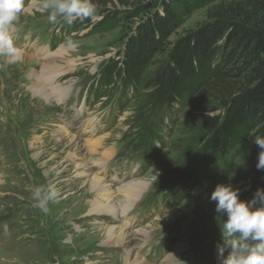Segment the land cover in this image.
Segmentation results:
<instances>
[{"label": "rangeland", "instance_id": "rangeland-1", "mask_svg": "<svg viewBox=\"0 0 264 264\" xmlns=\"http://www.w3.org/2000/svg\"><path fill=\"white\" fill-rule=\"evenodd\" d=\"M160 1L133 0L126 6L119 0H92L98 13L90 23L78 19L76 27L67 29L62 18L56 24L48 22V13L41 11L44 0H24L13 33L25 53L23 60L7 64L0 58V264H126L139 255L161 264L164 257L177 253L173 258L177 264H219L217 246L223 244L220 225L226 214L216 213L215 202L209 199L212 191L198 185L185 170V161H180L186 114L192 108L145 107L144 97H135L133 88H125L120 79L113 87H103L100 81L102 67L121 57L151 9L137 16L133 12ZM242 1L219 0L194 11L170 37L167 48L197 31L215 8ZM253 7L254 14L264 18V0H255ZM104 15L122 19L120 25L101 31ZM38 49L59 52L58 72L81 63L60 78L68 91L62 102L39 93L35 77H44V70L38 60L26 56ZM142 111H149L159 136L151 150L139 145L137 117ZM62 126L70 136L63 134ZM108 132L96 154L87 155L83 146L87 137L94 140ZM74 136H79L78 144L72 142ZM71 153L75 160L69 158ZM251 153L247 150L231 161L234 178L253 171ZM88 157L106 159L103 173L116 184L134 179L147 184L130 211L128 228L133 232L142 227L144 233L109 241L107 226L122 219L89 213L86 204L93 200L92 190L76 171V163ZM250 173L254 179L264 178V171ZM174 174L180 175L177 183L171 181ZM244 183L233 187L240 190ZM49 184L59 195L42 211L34 206L32 193Z\"/></svg>", "mask_w": 264, "mask_h": 264}, {"label": "trees", "instance_id": "trees-1", "mask_svg": "<svg viewBox=\"0 0 264 264\" xmlns=\"http://www.w3.org/2000/svg\"><path fill=\"white\" fill-rule=\"evenodd\" d=\"M217 1L161 0L137 8L133 12L136 16L148 13L149 8L151 11L130 37L121 57L102 67L100 81L103 87H113L120 79L125 88H133L135 97H144L145 107H177L182 111L191 107L180 143V161H185L188 175L210 191L218 183L237 185L244 181L239 198L249 200L257 188L264 189V178L250 176L257 171L259 152L253 137L264 136V18L254 14L255 0L215 8L197 31L167 48L186 18ZM119 2L133 4V0ZM104 16L99 22L101 31L115 29L122 20ZM90 18L81 24H89ZM72 27L76 22L66 28ZM164 53L166 58L159 60ZM148 112L138 115L137 132L139 145L151 150L159 136ZM247 150L252 151L253 171H239L240 178L236 179L231 161ZM179 179L180 175L171 176L173 183Z\"/></svg>", "mask_w": 264, "mask_h": 264}, {"label": "clouds", "instance_id": "clouds-1", "mask_svg": "<svg viewBox=\"0 0 264 264\" xmlns=\"http://www.w3.org/2000/svg\"><path fill=\"white\" fill-rule=\"evenodd\" d=\"M23 8L24 0H0V58L7 64L19 63L24 57L13 38ZM41 11L48 13L49 23L56 24L59 17L70 26L78 19L92 17L96 9L92 0H44ZM67 42L74 46L71 40ZM252 142L259 149L256 168L264 171V136H255ZM58 195L54 185L36 187L32 193L34 206L47 211L49 202ZM209 199L215 202L216 213L227 217L220 225L223 244L217 246L221 264H264V189L257 188L251 199L241 200L238 188L218 183Z\"/></svg>", "mask_w": 264, "mask_h": 264}, {"label": "bare ground", "instance_id": "bare-ground-1", "mask_svg": "<svg viewBox=\"0 0 264 264\" xmlns=\"http://www.w3.org/2000/svg\"><path fill=\"white\" fill-rule=\"evenodd\" d=\"M46 50L47 51H44V49L43 50L38 49L37 54H28L26 56H30L38 60L39 63H41L42 69L44 70L43 71L45 73L44 77L41 78L39 77V75L35 77V82L39 84L41 87V89L39 88L40 89L39 93L43 94V96H45L48 100H56L58 102H62L64 97L67 95L68 91L66 88H64L65 86L63 87L61 85L60 78L61 76L68 74L71 71V69L74 68L75 65H79L81 63L78 62V63L70 64L69 69H65L58 72L55 69L56 68L55 66L57 64L56 62L59 60V58L62 57L59 56L60 54L56 50L52 52L48 51V49ZM50 72H52V74H48ZM79 127L82 128L81 125H79ZM61 128L63 129V134L65 133L67 136H70V134L68 133V131L64 126H62ZM109 133L110 132L94 140L89 139L87 137L86 143L83 145L85 146L84 149H86L87 152L86 154L91 156L92 153L96 154V152L98 151L101 145V141L104 138H106ZM72 139H73L72 142L75 143L77 142V140H79V136H74ZM78 143L79 142H77V144ZM79 147L82 146L80 145ZM75 157L76 155L71 153L69 158L74 159ZM106 163H107L106 159L99 158L92 160V158L88 157V159L84 160L83 162L76 163V171L80 176H84L85 183L88 184L90 186V189L92 190L93 200L87 202L86 204L87 207L90 208L89 213L99 214V215L107 214L110 215L111 218L115 220L119 217L120 219H122V223H118L117 225L107 226L108 227L107 234L109 241L119 240L120 242L123 241L124 239H127L130 235H134V233L143 232L142 227H139L133 232H130V230H128L130 225L129 215L131 209L134 207L133 206L134 203L136 202L137 199H139L141 193H143V191L146 189L147 184L144 181H136L135 179L126 180L122 183H117V184L111 180H108L103 173L104 171H106V167H107ZM143 237L145 238L147 237V235L144 234ZM177 254L172 255L171 258L164 257L161 264H177L178 263L177 261H173V258H175ZM218 263L221 264L220 257L218 258ZM126 264H152V263L148 261V259L143 257V255L142 256L139 255L135 262L127 261Z\"/></svg>", "mask_w": 264, "mask_h": 264}]
</instances>
